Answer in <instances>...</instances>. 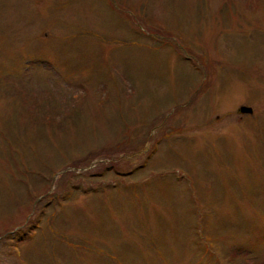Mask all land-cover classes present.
<instances>
[{
    "label": "rangeland",
    "instance_id": "374dc122",
    "mask_svg": "<svg viewBox=\"0 0 264 264\" xmlns=\"http://www.w3.org/2000/svg\"><path fill=\"white\" fill-rule=\"evenodd\" d=\"M113 1L0 0V264H264V0Z\"/></svg>",
    "mask_w": 264,
    "mask_h": 264
},
{
    "label": "trees",
    "instance_id": "16d2710c",
    "mask_svg": "<svg viewBox=\"0 0 264 264\" xmlns=\"http://www.w3.org/2000/svg\"><path fill=\"white\" fill-rule=\"evenodd\" d=\"M32 100H31V102H29L28 100H25L24 101V103L25 104H27V106H28V104H30V103H34L35 101L38 103L37 104V106H36V108H35V110L33 111V116L35 117V118H37V114H35L36 112H38L39 111V108L42 106V107H44L43 105H45L46 104V102H45V99L46 98H41V97H32L31 98ZM43 103V104H42ZM23 106H24V104H23ZM49 118H47V116L46 115H44V120H48ZM39 220V219H38ZM37 224V222L35 223V225Z\"/></svg>",
    "mask_w": 264,
    "mask_h": 264
},
{
    "label": "water",
    "instance_id": "95a60500",
    "mask_svg": "<svg viewBox=\"0 0 264 264\" xmlns=\"http://www.w3.org/2000/svg\"><path fill=\"white\" fill-rule=\"evenodd\" d=\"M243 110L250 111L251 109H249V108H243Z\"/></svg>",
    "mask_w": 264,
    "mask_h": 264
}]
</instances>
